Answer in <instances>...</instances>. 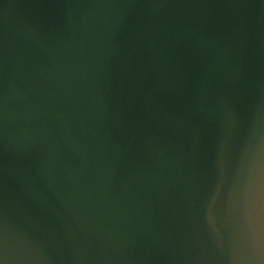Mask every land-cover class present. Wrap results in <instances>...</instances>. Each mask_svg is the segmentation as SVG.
<instances>
[{"label": "water", "instance_id": "obj_1", "mask_svg": "<svg viewBox=\"0 0 264 264\" xmlns=\"http://www.w3.org/2000/svg\"><path fill=\"white\" fill-rule=\"evenodd\" d=\"M262 233L264 0H0V264H264Z\"/></svg>", "mask_w": 264, "mask_h": 264}, {"label": "clouds", "instance_id": "obj_2", "mask_svg": "<svg viewBox=\"0 0 264 264\" xmlns=\"http://www.w3.org/2000/svg\"><path fill=\"white\" fill-rule=\"evenodd\" d=\"M256 251L258 258L264 257V239L259 234L256 239Z\"/></svg>", "mask_w": 264, "mask_h": 264}, {"label": "snow or ice", "instance_id": "obj_3", "mask_svg": "<svg viewBox=\"0 0 264 264\" xmlns=\"http://www.w3.org/2000/svg\"><path fill=\"white\" fill-rule=\"evenodd\" d=\"M250 206H251V203H250ZM262 239H264V233H262Z\"/></svg>", "mask_w": 264, "mask_h": 264}]
</instances>
